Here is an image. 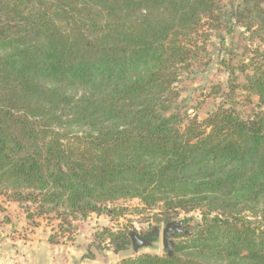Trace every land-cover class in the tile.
<instances>
[{
	"label": "trees",
	"instance_id": "16d2710c",
	"mask_svg": "<svg viewBox=\"0 0 264 264\" xmlns=\"http://www.w3.org/2000/svg\"><path fill=\"white\" fill-rule=\"evenodd\" d=\"M236 32L225 89L182 108ZM0 195L69 234L121 199L197 212L171 254L104 227L116 264H264V0H0Z\"/></svg>",
	"mask_w": 264,
	"mask_h": 264
},
{
	"label": "rangeland",
	"instance_id": "374dc122",
	"mask_svg": "<svg viewBox=\"0 0 264 264\" xmlns=\"http://www.w3.org/2000/svg\"><path fill=\"white\" fill-rule=\"evenodd\" d=\"M239 39L240 36L238 32H236L232 38H225L224 42L212 37V42L206 44V52H202V55L205 56L206 61H208L207 67L203 73H197L192 80L186 83L187 87L179 98L185 97L186 99L184 102H181L182 108L187 109L193 105L194 101L205 98L199 94V91L196 90L195 87H203L209 83L220 82L223 85L222 89H225L226 75L223 68H221L222 65L219 63L222 60H228L230 56L235 60L242 56L244 51L243 47L230 49L229 46L231 41H240ZM239 43L243 45L245 42L240 41ZM252 47H255V44ZM202 89L204 93L209 91L208 87H203ZM217 101L218 100L214 102L206 98L201 106L199 116L204 117L206 113L214 107ZM253 108L256 109V106L250 105L245 108L243 113L251 112ZM0 207H4L3 210L0 209V232L2 231L6 245H9L13 251L11 257L14 261L21 255L19 248L22 244L32 240L35 235H43L48 237V239L50 236H53L54 239L52 241L49 240V242L55 246H62L68 243H79L76 235L84 233V230L88 231L85 234L89 233L91 240L90 245L83 248L84 251L87 252L89 248L92 250L113 251L112 245L108 242V238L99 237V233L104 227L112 231L134 230L141 236L147 237L148 245L140 248V252H148L157 255H162L164 253L161 242V230L165 222L163 220L158 221L156 218L159 215H155V211L152 212V210L137 213L138 209L142 208V204L135 198L121 199L108 203L106 205L108 211H104L100 214H91L86 219L75 221L74 223L76 226L72 234H69V231L72 229L67 230L65 225H63L61 229L65 228L67 231H63L62 233L61 231L59 232L60 226H58V220L54 218L48 221L45 218H37L34 216L33 218H27L26 213L20 209L16 203L7 204L2 195H0ZM119 211L122 212L118 213ZM156 213L158 214L157 210ZM189 215L198 218L197 212L193 211L188 214L182 213L175 220L182 219ZM189 223L194 224V219L189 221ZM103 238L105 239L103 240ZM173 240L177 241L178 238L174 236ZM95 245H98L99 248H96ZM14 246L16 248H14ZM87 254H90V251H88ZM14 264L18 263L14 262ZM19 264H27L26 259L20 261Z\"/></svg>",
	"mask_w": 264,
	"mask_h": 264
},
{
	"label": "crops",
	"instance_id": "0c3cea01",
	"mask_svg": "<svg viewBox=\"0 0 264 264\" xmlns=\"http://www.w3.org/2000/svg\"><path fill=\"white\" fill-rule=\"evenodd\" d=\"M87 232L84 230V233L76 235L79 243H68L62 246L52 245L46 236L35 235L32 240L22 244L19 248L21 255L14 261L11 257L13 251L9 245H6L1 231L0 264H14V262L19 264L24 259L27 264H116L118 255L113 251L89 248L87 252L90 251V254H86L83 248L91 243L89 233L85 234Z\"/></svg>",
	"mask_w": 264,
	"mask_h": 264
},
{
	"label": "water",
	"instance_id": "95a60500",
	"mask_svg": "<svg viewBox=\"0 0 264 264\" xmlns=\"http://www.w3.org/2000/svg\"><path fill=\"white\" fill-rule=\"evenodd\" d=\"M184 225L182 219L172 220L166 222L161 230V242L164 250L169 254L172 253L175 241L173 237L177 234H184ZM131 245L133 250L140 249L148 245L147 240L143 238L138 232L131 230L129 233Z\"/></svg>",
	"mask_w": 264,
	"mask_h": 264
},
{
	"label": "flooded vegetation",
	"instance_id": "af4514ba",
	"mask_svg": "<svg viewBox=\"0 0 264 264\" xmlns=\"http://www.w3.org/2000/svg\"><path fill=\"white\" fill-rule=\"evenodd\" d=\"M143 238H144L145 240H147V239H146V238H147L146 236H144Z\"/></svg>",
	"mask_w": 264,
	"mask_h": 264
}]
</instances>
